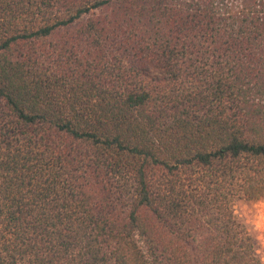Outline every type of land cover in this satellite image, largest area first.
<instances>
[{"label": "trees", "instance_id": "obj_1", "mask_svg": "<svg viewBox=\"0 0 264 264\" xmlns=\"http://www.w3.org/2000/svg\"><path fill=\"white\" fill-rule=\"evenodd\" d=\"M264 0H0V264H263Z\"/></svg>", "mask_w": 264, "mask_h": 264}, {"label": "rangeland", "instance_id": "obj_2", "mask_svg": "<svg viewBox=\"0 0 264 264\" xmlns=\"http://www.w3.org/2000/svg\"><path fill=\"white\" fill-rule=\"evenodd\" d=\"M179 2H190L193 0H175ZM230 6L237 9L244 4V0H228ZM236 211L239 216L248 225L250 231L255 236L258 252L262 255L264 264V201L260 203H251L247 201H238Z\"/></svg>", "mask_w": 264, "mask_h": 264}]
</instances>
